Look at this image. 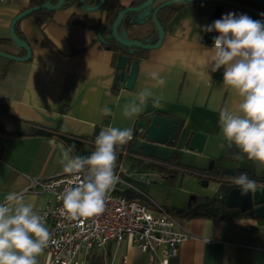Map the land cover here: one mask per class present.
<instances>
[{"label":"crops","instance_id":"1","mask_svg":"<svg viewBox=\"0 0 264 264\" xmlns=\"http://www.w3.org/2000/svg\"><path fill=\"white\" fill-rule=\"evenodd\" d=\"M165 1L156 0L155 5ZM231 1L264 13L263 7L249 1ZM130 2L120 0L123 6ZM182 4L166 23L161 45L137 61L131 90L121 88L117 81L120 72L117 65L124 57L103 47L98 38L95 27L105 16L101 9L87 12L76 2L55 11L41 27L30 16L18 22V32L28 44L31 58L14 62L0 57V203L5 202L7 194L15 192L41 215L53 203V197L47 192L29 190L31 179L44 180L63 174L60 160L63 151L69 148L72 156L90 155L95 150L96 129L109 126L134 129L137 122L146 123L152 116L169 120L170 136L166 144L148 143L137 136L117 147L128 153L117 162L129 161L130 170L140 167L141 173L157 175L152 183L132 180L135 187L129 191L131 195L144 196L157 206L177 212L190 208L202 214L203 206L204 213L212 216L219 204L224 206L230 188L225 183L233 180L234 175L246 173L250 179L264 180V166L248 161L235 146L229 147L217 126L219 110L231 105L233 97L223 90V69L211 72L212 53L207 50L212 44L205 43L202 29L212 20L214 6L220 4L209 1ZM221 6V17L234 12L264 21L263 16ZM29 7L30 0L0 2L1 39H9L12 20ZM71 17L74 22L69 23ZM139 19H125L123 24ZM133 26L120 34L128 36L137 28L147 33L150 29L149 23L147 29L143 25ZM0 50L18 57L25 55L11 41L1 45ZM153 73L167 82L164 88L153 89L158 102L149 101L138 118L124 119L120 106L131 99L127 94L149 84L146 76ZM105 109L111 112L106 113ZM175 129L179 135L177 144L172 146L177 135ZM195 133L205 136L200 152L184 145L190 134ZM80 145L82 149L77 150ZM175 153L177 159L172 160ZM135 156L155 162L144 164ZM215 161L223 175L213 176L212 169L208 170L209 163L213 162L214 166ZM160 164H169L176 171L171 183L157 171ZM204 180L208 181L206 186L201 184ZM190 196L195 197L189 200ZM210 199H216L219 204L208 207ZM191 202L198 204L189 206ZM221 216L234 219L229 222L174 215L189 236L168 264H264V220L241 213L237 208H226ZM162 251L151 258L124 240L109 244L103 251L92 252L85 258V264H161ZM37 264H48L45 251L37 257Z\"/></svg>","mask_w":264,"mask_h":264},{"label":"clouds","instance_id":"2","mask_svg":"<svg viewBox=\"0 0 264 264\" xmlns=\"http://www.w3.org/2000/svg\"><path fill=\"white\" fill-rule=\"evenodd\" d=\"M171 2L180 4L183 0ZM202 31L219 33L212 37V47L207 50L212 53L211 72L223 69V90L233 97V103L218 112L220 136L248 161L264 166V21L229 12ZM146 79L150 83L128 93L131 99L120 106L124 119L134 120L149 101L158 102L153 89H162L167 82L155 73ZM132 138V128L109 126L99 131L90 155L72 156L71 148L63 151V172L74 176L77 183L58 197L62 200L61 216L79 220L104 212L107 194L119 179L114 171L116 149ZM233 183L241 195L256 191V181L246 173L234 176ZM49 243L56 241L51 239L44 217L34 212L33 205L26 204L21 194H7L5 202L0 203V264H37V257Z\"/></svg>","mask_w":264,"mask_h":264},{"label":"built area","instance_id":"3","mask_svg":"<svg viewBox=\"0 0 264 264\" xmlns=\"http://www.w3.org/2000/svg\"><path fill=\"white\" fill-rule=\"evenodd\" d=\"M13 1L0 0L2 3ZM137 131L140 134L143 132L141 129ZM127 155L126 150L116 149V160ZM135 158L144 164L155 162L145 157ZM127 163L129 161L125 164L116 161L114 171L119 179L107 194L104 212L92 218L69 220L60 214L62 200L58 197L65 188L75 186L77 181L74 176L63 173L44 180H30L29 190L47 192L53 197V203L41 214L51 239L56 241L44 249L48 264H85V258L92 252L103 251L109 244H120L124 240L133 243L151 258H155L162 249L161 264H168L170 258L177 256L179 246L188 238V233L168 209L129 193L135 187L132 180L152 183L157 175L141 173L140 167L130 170ZM261 188L264 185L258 186V189Z\"/></svg>","mask_w":264,"mask_h":264},{"label":"water","instance_id":"4","mask_svg":"<svg viewBox=\"0 0 264 264\" xmlns=\"http://www.w3.org/2000/svg\"><path fill=\"white\" fill-rule=\"evenodd\" d=\"M106 1L107 0H99L94 5L91 6L86 4V0H78L77 2L84 11L93 12L102 9ZM155 1L156 0H145L144 2L136 6H132L131 4H129L128 6H124L117 13V16L111 26V36L118 45L123 46L127 49L138 48L148 51L151 49L158 48L161 45L165 32L157 20V14L161 10L176 4H173L171 0H167L165 2L155 5ZM199 1H209V2H215L216 4H220L214 6L212 11V20L209 22L208 25L212 24L215 20L221 18L222 15L221 5H228L246 11L248 13L257 14L264 17L263 12L254 10L247 6H243L231 0H183V3L199 2ZM246 1H249L264 8V0H246ZM65 2L66 0H57L56 3L49 1L35 7L27 8L22 12H20L17 16H15L9 28V39L15 46L22 49L25 52V55L22 57H18L0 50V57L14 62L28 61L31 58V50L28 44L25 41L19 39L15 34V25L23 18L35 12L41 10L55 12L57 10H60L65 4ZM137 16L138 17L140 16L141 18L139 17L140 18L139 20H137L136 22H134L133 20L132 23L129 24L144 25L145 23H148L151 20V22L155 26L156 37H157L156 42L154 44H144L135 39L124 38L119 34L118 30L120 29L123 21L125 19L127 20L135 19L137 18ZM213 36H216L215 31L211 33L205 32V36H204L205 43L213 44L212 41ZM98 38L100 39V36H98ZM126 64H127V60L125 58H121L119 60L117 68L120 70L121 73L119 74V80L117 81L121 86V88L125 90H131L133 88L134 81L136 78L137 62H133L127 72H125ZM135 127L136 129H133V136L134 134H137L143 137L148 143L164 145L168 142L170 136V124H169V120L164 116H152L149 119V121L146 123L137 122L134 128ZM137 129H141L143 130V132L140 134L137 131ZM98 131L99 129L95 130V137L98 135ZM204 141H205V136L203 134L195 133V134H190V136L185 140L184 145L189 150H196L197 152H200L204 145ZM212 166H213V162H210L208 170H211ZM207 183H208L207 180L201 182L203 186H206ZM256 183H257L256 191L250 192L246 195H241L238 186H236L233 183V180L227 181V183L225 184L230 186V188L227 190L226 197L224 198V206L226 208H237L241 213H246L249 216H254L257 219L264 220V188L258 189V186L260 184L264 185V180L262 182L256 181ZM191 199L193 200L194 197H191Z\"/></svg>","mask_w":264,"mask_h":264},{"label":"trees","instance_id":"5","mask_svg":"<svg viewBox=\"0 0 264 264\" xmlns=\"http://www.w3.org/2000/svg\"><path fill=\"white\" fill-rule=\"evenodd\" d=\"M49 1H52L53 3H56L57 0H30V7H35V6H38V5H41V4H44L46 2H49ZM78 0H66L65 4L63 5V7L61 9H66L70 6H72L73 4H75ZM97 1L99 0H86V4L91 6V5H94ZM145 0H131V5L132 6H136L138 4H141L142 2H144ZM211 3V2H209ZM214 4V3H213ZM183 5V4H176V5H172V6H169L163 10H161L158 14H157V20L159 22V24L162 26L163 29H165V25L167 22H169V20L174 16V14L178 11L179 7ZM124 6L120 3V0H107L106 3L104 4V6L102 7V11L105 13V16H104V19L103 21L98 25L96 26V30L98 31L99 33V36H100V42L102 44L103 47H105L106 49L108 50H111L113 51L114 53H117L119 55H121L122 57H124L126 60H127V64H126V69H125V72L128 71L129 67L132 65L133 62H137L139 59L145 57L148 53V50H142V49H138V48H130V49H127L123 46H120L118 45L112 38L111 36V26L117 16V13L123 8ZM54 12L52 11H46V10H41V11H38V12H35L31 15H29L30 17H33L37 23V25L39 27H41V25L43 23H45L46 21H48L49 19L52 18ZM74 17H71L70 20H69V23H72L74 22L73 20ZM124 23V21H123ZM122 23L120 29L118 30L119 31V34H120V31H127L128 29L134 27L133 25L134 24H126L124 25ZM148 23H151V27L150 29L147 30V33H144V32H141L137 29H133L131 30V34H127L128 36H121L124 37V38H128V39H135V40H138L140 41L141 43H144V44H154L156 42V31H155V26L154 24L151 22V20L148 22ZM18 23L15 25V34L17 35V37L21 40H23L22 37H20V34L18 32ZM146 32V31H145ZM144 33V34H143ZM152 35L155 36V39L154 41H149V39L152 37ZM7 41H10V39H1L0 38V46L3 45L5 42ZM121 72H119L120 74ZM117 80H119V75L117 76ZM114 91H117V88L115 87L114 88ZM1 113V111H0ZM0 126H2V122L0 121ZM175 133L177 134L174 141L171 142V145L172 146H175L176 145V141H177V138H178V135H179V130L178 129H175ZM139 135L137 134H134L133 138L137 137ZM121 148V147H120ZM76 149H82V146H77ZM93 152V151H92ZM91 154V152H90ZM172 160H176L177 159V154L175 153L172 158ZM221 159H224V157H222ZM221 159H219L218 161H220ZM218 161H215V165L213 166L212 170H211V173L213 176H220V175H223L221 173V171L219 170L218 166H217V163ZM176 163V162H175ZM173 161H171V165L173 166H176ZM156 169L157 171L162 174L163 176V179L165 181H167V183H171L175 174H176V171L173 170L169 164H160L159 166H156ZM188 171V170H187ZM190 171V170H189ZM192 172V171H191ZM195 173V172H193ZM240 173L234 175V176H237L239 175ZM256 181H259V182H262L263 180L262 179H257ZM130 197V196H128ZM144 201H147V199L144 197V196H141ZM148 202V201H147ZM198 203L196 202H191L189 203V206H194V205H197ZM219 203H217V200L214 199L213 200V205H218ZM148 205L150 206V203H148ZM217 213L215 215H209V213H204V207L201 206V211H202V214H199V213H196L197 210H194V211H191L190 208H187L181 212H177L175 210H170L168 209V211L172 214V215H175V216H180V217H183V218H193V217H208V218H211V219H215V220H227L229 222L233 221L234 217H229V216H221V213L222 211L226 210V207L225 206H222V205H218L217 206Z\"/></svg>","mask_w":264,"mask_h":264},{"label":"rangeland","instance_id":"6","mask_svg":"<svg viewBox=\"0 0 264 264\" xmlns=\"http://www.w3.org/2000/svg\"><path fill=\"white\" fill-rule=\"evenodd\" d=\"M150 8V7H149ZM140 17V16H139ZM138 16H137V18L136 19H138L139 18ZM141 18V17H140ZM140 26V25H139ZM143 28L145 27V29H147V23H145L143 26H142ZM154 39H155V37H151L150 39H149V41H154ZM191 197H195V196H190V198H188L189 200H191ZM213 200L214 199H210V200H207V202H209L208 203V207H213L214 205H213ZM206 206V205H205Z\"/></svg>","mask_w":264,"mask_h":264},{"label":"flooded vegetation","instance_id":"7","mask_svg":"<svg viewBox=\"0 0 264 264\" xmlns=\"http://www.w3.org/2000/svg\"><path fill=\"white\" fill-rule=\"evenodd\" d=\"M150 27H151V23H149Z\"/></svg>","mask_w":264,"mask_h":264}]
</instances>
